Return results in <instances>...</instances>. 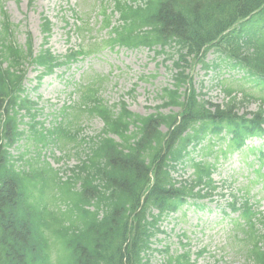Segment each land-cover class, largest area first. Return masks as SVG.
Masks as SVG:
<instances>
[{
  "label": "trees",
  "instance_id": "16d2710c",
  "mask_svg": "<svg viewBox=\"0 0 264 264\" xmlns=\"http://www.w3.org/2000/svg\"><path fill=\"white\" fill-rule=\"evenodd\" d=\"M206 1L159 0L160 4L156 7L157 17L167 32L185 34L188 24L189 27L192 25L191 19L193 17L196 20L199 19V10L203 8L200 4H206ZM191 3L197 4L193 6ZM223 4L226 7L249 5L246 0H225ZM180 5L181 8L177 9ZM118 9L121 11V5H118ZM183 9L187 12L192 11V15L185 13ZM130 10L133 16L145 17L140 8H130ZM237 14L241 15L240 12ZM122 17L127 20L126 16L122 15ZM156 20L157 23L158 19ZM196 29L200 30L198 26ZM129 31L132 32V29ZM3 37L0 31L5 60L9 61V67H17L30 54L23 52L17 46L9 45L7 39L2 40ZM129 39L131 41V38ZM125 42L129 43L128 39ZM245 54L247 62L252 63L258 70L264 71V50L257 52L247 50ZM32 60L49 65V70L57 64V58L49 53L41 54ZM21 77L22 75L0 68V97L8 94L12 86L15 93H19L20 87L16 86L20 84ZM15 98L13 95L10 104L15 103ZM169 103H178L176 93H171ZM3 105L4 102L0 99V110ZM206 106L207 102L197 101L194 95L191 96L186 105V114L183 115L180 125H177L172 132L167 146L172 144L171 141L176 134L178 136L175 140H178L181 133L199 119L215 123L217 118L232 119L237 116L234 112V98L227 105V109L217 108L215 113ZM122 110L116 116L112 111L105 114V110L102 115H105L112 131L124 135L130 122H135V118L139 116H134L125 107ZM15 113H18L17 110ZM256 114L260 117L263 115L261 111ZM140 122L141 136L134 146L130 144L126 146L129 148L127 153L118 149V144L113 140L100 139L94 149V156L90 157L88 174L81 177L87 184L92 183L95 178L93 184L97 185L73 193L71 208L68 210L72 225H64L65 227L54 226L61 224L59 219L56 224H51L45 219L46 223L41 224V217L35 210L36 206L29 202L26 189H22L20 185V178L7 166L9 152L4 146L17 140V136L21 135L17 120L11 118L3 125V131H0V264H46L40 252L48 247L42 246L40 234L50 230L51 227L54 231L59 229L57 232L60 236L70 237L67 243L69 248L67 258H71L72 264H139L140 252L149 246L150 238L154 235L152 229L157 226L161 214L166 209H175L176 201L171 200V193L168 192V194L166 191V186L171 183L166 161L169 156L171 160H178L182 151V148H177L174 152L162 155L161 146L165 142V136L158 131V126L163 122L172 126L176 123V116L152 115L140 119ZM250 122L252 126H256L260 119L255 116ZM127 141H130V137ZM154 141L156 144H153ZM147 156L152 162L157 163L155 182L151 188L149 187L146 203L138 211L141 197L146 192L150 180V166L145 164ZM96 173L99 177H95ZM174 190L179 193L188 192L185 187ZM22 195L26 198L24 201L26 207L21 202ZM152 203L158 204L161 213L152 215V220H148L146 214ZM93 205L94 211L87 208ZM78 212L82 214V217L80 220L73 221ZM52 213L48 211V214ZM131 220L133 223H130ZM45 241L47 246H50L46 238ZM256 244L252 251L255 250ZM254 257L260 264H264V253L254 254Z\"/></svg>",
  "mask_w": 264,
  "mask_h": 264
},
{
  "label": "rangeland",
  "instance_id": "374dc122",
  "mask_svg": "<svg viewBox=\"0 0 264 264\" xmlns=\"http://www.w3.org/2000/svg\"><path fill=\"white\" fill-rule=\"evenodd\" d=\"M105 3L110 11L111 0H36L33 5L29 4V0H0V4H4L12 20L21 23L22 27L17 33V41L24 44L26 31L30 30L34 39L35 51H38L45 41L41 27L42 15L49 16L55 23L49 45L59 54H65L68 47L77 42L78 35L75 33L74 24H80V17L84 21L85 19L89 20V27L92 28L91 36L99 38L107 36V30L99 29L102 24L100 11ZM71 7L75 10L73 14ZM116 17L117 15L115 19ZM69 30L72 31L70 43L67 35ZM87 41L88 39H86V43ZM89 54L78 64H71L68 66L69 68L62 67L52 75L41 78L37 90L31 93L34 98L38 95L44 96V99H41V104L46 108L41 119L52 122L58 116L62 118L59 114L60 105L64 100L67 103L70 102L68 93L75 89L77 83L88 84L95 80L97 75L106 77L100 90L101 97L108 104L114 105L124 100L131 110L140 114H147L155 110V105L160 102L158 95L161 88L170 81L169 67L164 64L158 66L153 60H148L147 52H137L126 48H104ZM65 70L67 71L62 75ZM42 72L43 70L38 69L35 65L28 66L27 86H36ZM195 73L196 79H206L204 85L211 83V75L205 76L199 66ZM142 75L145 78L140 80ZM227 76L228 74L225 73L222 77ZM135 83H138L137 88L134 92L129 93ZM219 92V88L210 92L215 96L216 102L224 99L223 94ZM77 96L78 93L71 99H78ZM47 97L55 98L58 101V106L45 100ZM249 109H256V104H251ZM173 110L177 111V109ZM163 111L170 112L171 110ZM82 125L86 126L88 133L94 134L100 130L103 123L99 118L89 119L87 117L82 121ZM248 144L249 146H259L261 140L253 138L248 141ZM68 161L70 164H74L77 160L69 159ZM218 167L217 175L219 177L233 181V186L243 188L250 195H255L256 199L262 197V203H264V190H261L264 178L256 172L259 167L261 171L264 170V159L258 158L256 152L245 150L244 152L230 153L227 158H221ZM231 213L228 215L223 212L222 201L211 203L205 209L197 208L189 203L187 207L165 221L163 227L168 231L174 227L176 231H184L190 235L194 243L193 252L200 249L201 246L207 245L217 257L222 259L223 264H252L246 256V234H242V226L236 222L232 226L231 219L236 215ZM171 238L167 240L162 239L161 235L158 236L157 239L162 240L158 242L154 240V247L164 249L166 246L172 245L169 246L171 254L178 255L177 245L172 243L173 240H176L175 234H172ZM222 256L225 258H221ZM166 259V253H156L153 256V264H161ZM213 260L211 257L202 258L197 260V264H206Z\"/></svg>",
  "mask_w": 264,
  "mask_h": 264
}]
</instances>
